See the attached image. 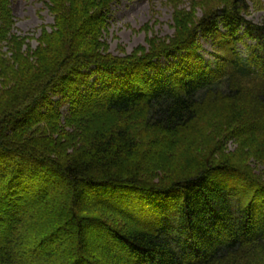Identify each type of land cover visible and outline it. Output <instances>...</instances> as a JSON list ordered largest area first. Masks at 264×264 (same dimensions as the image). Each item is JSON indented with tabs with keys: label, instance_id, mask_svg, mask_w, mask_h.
Wrapping results in <instances>:
<instances>
[{
	"label": "trees",
	"instance_id": "1",
	"mask_svg": "<svg viewBox=\"0 0 264 264\" xmlns=\"http://www.w3.org/2000/svg\"><path fill=\"white\" fill-rule=\"evenodd\" d=\"M41 1L23 48L0 0V264H264L260 0H166L174 33L125 56L117 0Z\"/></svg>",
	"mask_w": 264,
	"mask_h": 264
},
{
	"label": "rangeland",
	"instance_id": "2",
	"mask_svg": "<svg viewBox=\"0 0 264 264\" xmlns=\"http://www.w3.org/2000/svg\"><path fill=\"white\" fill-rule=\"evenodd\" d=\"M186 1V2H184ZM191 0H183L180 4L188 3ZM172 3V2H171ZM171 3L165 0H118L110 7V25L104 35L106 52L116 56H125L131 54L134 50L146 47L148 40L156 38H166L174 33ZM260 6L250 5L247 19L253 23H259L264 14V0H260ZM11 10L15 23L12 31L22 37L25 41L23 48L29 44L31 48L37 45L36 38L39 36L41 29L45 27L50 30L53 24V17L48 8L41 0H11ZM200 12L197 16H200ZM220 25V24H219ZM221 27V26H220ZM221 31L224 29L220 28ZM204 57H211L212 44L209 40L201 39ZM214 49V48H213ZM6 48L2 47L5 52ZM9 56V53H6ZM163 62H165L163 60ZM227 151L235 150V144L226 145ZM251 171L255 174L264 173V163L255 158L246 159ZM56 182H61L57 178ZM56 184H48V189L55 190ZM51 199V198H50ZM48 198V201L51 202ZM93 198H84L80 205H84ZM22 213H20L21 215ZM91 229L86 227L87 232ZM121 261L125 262L122 256Z\"/></svg>",
	"mask_w": 264,
	"mask_h": 264
}]
</instances>
